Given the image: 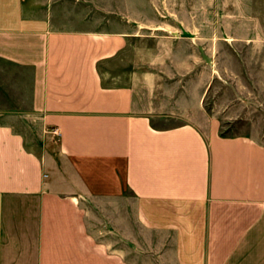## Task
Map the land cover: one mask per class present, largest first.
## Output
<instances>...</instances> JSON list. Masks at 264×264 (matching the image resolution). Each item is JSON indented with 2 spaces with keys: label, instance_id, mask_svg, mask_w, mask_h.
<instances>
[{
  "label": "crops",
  "instance_id": "1",
  "mask_svg": "<svg viewBox=\"0 0 264 264\" xmlns=\"http://www.w3.org/2000/svg\"><path fill=\"white\" fill-rule=\"evenodd\" d=\"M142 23L0 0V264H264V126L225 135L200 81L137 64Z\"/></svg>",
  "mask_w": 264,
  "mask_h": 264
},
{
  "label": "rangeland",
  "instance_id": "2",
  "mask_svg": "<svg viewBox=\"0 0 264 264\" xmlns=\"http://www.w3.org/2000/svg\"><path fill=\"white\" fill-rule=\"evenodd\" d=\"M137 11L144 22L131 44L137 64H151L170 85L176 78L200 81L204 109L222 118V133L256 135L264 126L257 39L264 25L256 20L264 0H137ZM226 109L232 113L225 115Z\"/></svg>",
  "mask_w": 264,
  "mask_h": 264
},
{
  "label": "built area",
  "instance_id": "3",
  "mask_svg": "<svg viewBox=\"0 0 264 264\" xmlns=\"http://www.w3.org/2000/svg\"><path fill=\"white\" fill-rule=\"evenodd\" d=\"M52 133H53L55 136H58V135H59V133H58V131H57L56 129L53 130Z\"/></svg>",
  "mask_w": 264,
  "mask_h": 264
}]
</instances>
